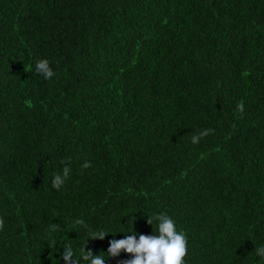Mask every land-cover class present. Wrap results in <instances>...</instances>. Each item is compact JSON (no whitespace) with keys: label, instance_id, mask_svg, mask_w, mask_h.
Wrapping results in <instances>:
<instances>
[{"label":"trees","instance_id":"trees-1","mask_svg":"<svg viewBox=\"0 0 264 264\" xmlns=\"http://www.w3.org/2000/svg\"><path fill=\"white\" fill-rule=\"evenodd\" d=\"M160 213L184 264H264V0H0V264H124Z\"/></svg>","mask_w":264,"mask_h":264},{"label":"clouds","instance_id":"clouds-1","mask_svg":"<svg viewBox=\"0 0 264 264\" xmlns=\"http://www.w3.org/2000/svg\"><path fill=\"white\" fill-rule=\"evenodd\" d=\"M35 70L38 74L43 75L45 79L54 76V72L49 66L47 59H40L35 62ZM237 110L241 113L244 111L242 103L237 105ZM213 130L204 129L198 134L191 137L193 144H198L200 140L209 135ZM84 167L90 166V162H85ZM69 175V167L66 165L62 174H57L52 179V186L60 189L65 179ZM153 219L158 221V236H149L141 234L137 240L135 235H128L126 238L110 241V247L107 250L108 256H116L120 250H125L133 254V259L127 260L124 264H184V257L187 255V239L183 232H178L175 222L165 213H160L155 217H149L148 223L152 224ZM78 223L84 224L83 220ZM3 227V221H0V228ZM107 233L92 232L89 237L103 239ZM65 264H79L73 259L74 253L71 246L65 248L61 253ZM256 255L264 257V246L256 249ZM90 264H105V259L99 255L93 256L91 251H86V245L81 250V257Z\"/></svg>","mask_w":264,"mask_h":264}]
</instances>
